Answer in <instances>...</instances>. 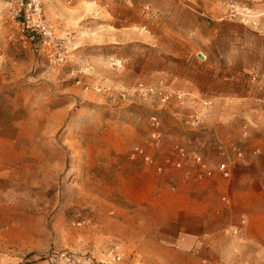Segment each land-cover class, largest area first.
Instances as JSON below:
<instances>
[{
  "label": "rangeland",
  "instance_id": "obj_1",
  "mask_svg": "<svg viewBox=\"0 0 264 264\" xmlns=\"http://www.w3.org/2000/svg\"><path fill=\"white\" fill-rule=\"evenodd\" d=\"M60 1L63 6L76 0ZM112 1L119 7V0ZM249 2L236 0L232 7L248 17ZM13 4L0 0L1 246L17 264H153L152 240L160 234L155 227L201 225L198 217L178 220L175 205L190 204L170 198L173 184L160 178L182 167L173 164V155L188 149L184 139L190 132L172 119L170 109L186 95L163 100L135 90L139 82L163 85L138 73L144 61L151 66L168 60L163 47L151 38L128 45L81 43L85 30H77L89 18L61 29L48 15L52 5L42 0L65 53L59 61L51 44L21 35L11 17ZM135 17L129 9L128 19ZM143 26L146 36L160 32L162 39L169 28L147 20ZM169 142L173 150H166ZM136 146L148 160L136 155ZM194 168L195 163L186 173L193 175ZM217 217L208 224L217 225Z\"/></svg>",
  "mask_w": 264,
  "mask_h": 264
},
{
  "label": "crops",
  "instance_id": "obj_2",
  "mask_svg": "<svg viewBox=\"0 0 264 264\" xmlns=\"http://www.w3.org/2000/svg\"><path fill=\"white\" fill-rule=\"evenodd\" d=\"M233 1L119 0L117 7L112 0H76L63 6L60 0H44L48 7L52 5L51 21L61 29L89 18L86 27L77 30H85L81 43L128 45L151 38L163 47L168 60L153 61L151 66L144 61L138 73L186 93L170 109L172 119L190 132L191 137L184 139L187 150L203 151L213 168L224 157L217 150L219 143L234 157L228 178L216 169L203 180H196L192 173L187 176L194 164L189 156L182 157L181 168L160 174L173 184L169 197L190 204L175 205L178 220L198 217L201 225L155 227L160 234L152 240L157 249L153 264H264V0H249L248 17L236 14ZM129 9H135L132 20ZM146 20L169 25L168 43L160 32L151 37L143 33ZM178 44L182 48L174 47ZM205 100L209 104L203 105ZM198 112L202 113L200 126H190V117ZM165 145L166 150L175 146ZM238 147L240 157L235 156ZM178 158L175 152L173 159ZM217 215L218 224L209 225ZM238 226L240 230L232 233L231 228ZM7 250L0 243V264H17Z\"/></svg>",
  "mask_w": 264,
  "mask_h": 264
},
{
  "label": "built area",
  "instance_id": "obj_3",
  "mask_svg": "<svg viewBox=\"0 0 264 264\" xmlns=\"http://www.w3.org/2000/svg\"><path fill=\"white\" fill-rule=\"evenodd\" d=\"M11 17L17 23L20 28L21 35L26 37V40H33L35 37H39L43 44H51L55 50V54L57 55V60L61 61L65 57V53L63 50L60 49L61 44L57 41L55 36L54 30L52 29L51 25L48 23L47 18L44 15L43 7H42V0H14V4L11 10ZM136 92L139 95H151L157 94L160 95L163 100H169L172 96L177 99L182 100L185 96L182 92H174L165 90V87L160 84L157 86L144 84L143 82H139L135 88ZM209 104V100L203 101V105ZM202 113L198 112L193 114L190 117V124L193 126H200V115ZM248 132L244 131V135L247 136ZM217 149L220 155L226 156L227 158L224 160H219L215 164V169L221 173L224 177H229L231 175L230 170V157L228 154V149L222 143L217 145ZM134 152L136 155L144 157L145 160L149 159V156L146 152L136 146L134 148ZM242 151L238 147L236 150V155L241 156ZM179 158L173 161V164L176 167L182 166V161L180 157L189 156L192 161L195 163V168L193 169V176L196 179H202L207 176H211L213 173V167L207 165V161L205 156L200 152L194 151L189 152L185 148L180 147L178 149ZM162 167L158 166V170H161ZM187 176L190 173H186ZM245 221L242 219L240 224H244ZM240 230L239 226L234 227L232 230L233 233H237Z\"/></svg>",
  "mask_w": 264,
  "mask_h": 264
}]
</instances>
